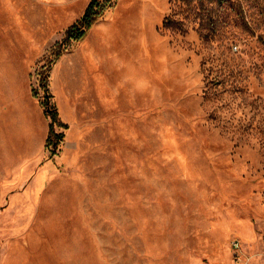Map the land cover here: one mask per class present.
I'll return each instance as SVG.
<instances>
[{
  "label": "rangeland",
  "instance_id": "obj_1",
  "mask_svg": "<svg viewBox=\"0 0 264 264\" xmlns=\"http://www.w3.org/2000/svg\"><path fill=\"white\" fill-rule=\"evenodd\" d=\"M88 2L0 0V264H264V0H115L47 68Z\"/></svg>",
  "mask_w": 264,
  "mask_h": 264
},
{
  "label": "trees",
  "instance_id": "obj_2",
  "mask_svg": "<svg viewBox=\"0 0 264 264\" xmlns=\"http://www.w3.org/2000/svg\"><path fill=\"white\" fill-rule=\"evenodd\" d=\"M114 3L115 0H89L81 16L76 19L72 25L65 29L61 40L54 43L51 50L53 59L51 61L49 60L50 64L47 68H50L53 61L56 60L72 42L82 39L89 27L98 19L103 17L104 14L113 7ZM47 68L46 70H48ZM47 77V72H45V75L43 76L40 75V86L45 91L41 104L44 106V114L49 118L45 147H49L50 152L54 153L64 137V133L62 131H57L56 127L65 129L67 128V124L60 120L55 105L49 102L51 93L47 87ZM36 93L37 90L34 89L33 94Z\"/></svg>",
  "mask_w": 264,
  "mask_h": 264
}]
</instances>
